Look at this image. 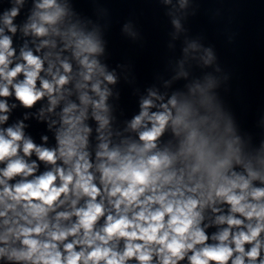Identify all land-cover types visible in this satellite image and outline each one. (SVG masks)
I'll list each match as a JSON object with an SVG mask.
<instances>
[{
  "label": "clouds",
  "instance_id": "9594fccd",
  "mask_svg": "<svg viewBox=\"0 0 264 264\" xmlns=\"http://www.w3.org/2000/svg\"><path fill=\"white\" fill-rule=\"evenodd\" d=\"M108 26L73 0H0V264H264V116L256 141L220 94L229 75L185 67L223 72L191 40L118 126L135 76L107 63Z\"/></svg>",
  "mask_w": 264,
  "mask_h": 264
}]
</instances>
